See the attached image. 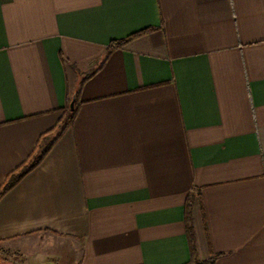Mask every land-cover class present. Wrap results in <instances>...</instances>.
<instances>
[{"label":"crops","instance_id":"1","mask_svg":"<svg viewBox=\"0 0 264 264\" xmlns=\"http://www.w3.org/2000/svg\"><path fill=\"white\" fill-rule=\"evenodd\" d=\"M78 93L0 264H188L189 195L199 261L264 264V0H0V188Z\"/></svg>","mask_w":264,"mask_h":264},{"label":"trees","instance_id":"2","mask_svg":"<svg viewBox=\"0 0 264 264\" xmlns=\"http://www.w3.org/2000/svg\"><path fill=\"white\" fill-rule=\"evenodd\" d=\"M150 31L151 29H147L135 33L133 35H130L125 39L112 41L108 46L104 62L109 58V56L114 51L125 47L129 42L143 35L148 34ZM78 99H79V93L75 96V98L71 99L68 102L67 107L63 110V117L61 121L58 123V125L48 133L42 135L35 151L30 156V158L7 177L5 183L0 188V200L14 187H16L24 177H26L30 172H32L43 162V160L50 153L56 142L63 136V134L69 128L73 126L78 111ZM73 100H75V106L74 109H71V103ZM196 192H198L200 196V191L196 190ZM192 205H193V196L189 195L186 205V223H187V234L191 246L192 257L188 264H215L216 260L219 257H221L222 254H214L210 259L205 261H199L197 259L195 234L192 225Z\"/></svg>","mask_w":264,"mask_h":264},{"label":"rangeland","instance_id":"3","mask_svg":"<svg viewBox=\"0 0 264 264\" xmlns=\"http://www.w3.org/2000/svg\"><path fill=\"white\" fill-rule=\"evenodd\" d=\"M21 243H23V246L25 247V248H30V249H41L42 248V246H43V244H45V243H49L50 244V241L49 240H45V239H43V238H32V239H27V240H24V241H22ZM0 258H3L2 256H0ZM7 260H9V261H11V262H16V263H20V264H25L24 263V260H21V259H15V260H11V259H7Z\"/></svg>","mask_w":264,"mask_h":264},{"label":"water","instance_id":"4","mask_svg":"<svg viewBox=\"0 0 264 264\" xmlns=\"http://www.w3.org/2000/svg\"><path fill=\"white\" fill-rule=\"evenodd\" d=\"M74 106H75V100H73L71 103V109H74Z\"/></svg>","mask_w":264,"mask_h":264}]
</instances>
